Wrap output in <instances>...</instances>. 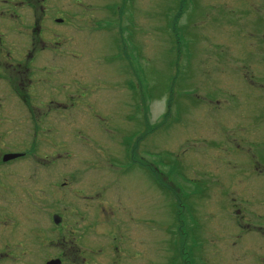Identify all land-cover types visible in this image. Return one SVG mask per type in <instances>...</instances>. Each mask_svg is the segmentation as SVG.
<instances>
[{"label":"rangeland","instance_id":"obj_1","mask_svg":"<svg viewBox=\"0 0 264 264\" xmlns=\"http://www.w3.org/2000/svg\"><path fill=\"white\" fill-rule=\"evenodd\" d=\"M125 1L66 0L60 80L66 92L75 82L76 90L102 99L67 106L61 135L34 143L42 157L60 147L63 177L47 181L43 170L54 171L41 163L32 166L40 172H29V191L19 177L22 189L12 198L17 221L9 230L25 238L29 202L32 264L57 257L60 235L79 237L83 245L96 236V211L112 223L128 217L120 228L142 239L141 264H264V160L256 167L252 158L264 146L250 141L254 134L264 137V121L253 111L255 92L235 78L233 6L224 0H129L125 9ZM179 43H187L188 54ZM86 99L75 100L80 105ZM215 124L236 125L232 154L225 149L228 139L218 149L215 135L207 145L176 146L191 126L211 134ZM46 128L33 127L29 135L43 136ZM191 166L212 175L194 184L185 237L174 178L182 183ZM43 205L55 208L50 213L63 209L59 227L47 225L51 215L40 218ZM13 253L0 263H25V255Z\"/></svg>","mask_w":264,"mask_h":264},{"label":"flooded vegetation","instance_id":"obj_2","mask_svg":"<svg viewBox=\"0 0 264 264\" xmlns=\"http://www.w3.org/2000/svg\"><path fill=\"white\" fill-rule=\"evenodd\" d=\"M224 1L233 6L235 12V78L237 77L246 90L255 92V99L251 100V103L255 102L256 108L252 110L259 112L257 117L264 121V0ZM65 2L66 0H0V261L3 256L6 259L14 255L13 252L20 251L25 255V263L19 264H32L29 263V251H32L33 244L29 236V202L26 208L25 238L18 239L9 230V225L17 221L14 206L16 201L12 198L22 186L17 188L16 180L20 177L19 181L23 182L22 179L25 178L29 191V172H40L41 170L32 168L39 163L50 164L53 168V173L43 170V175L48 176L47 181L49 177L50 181L54 182L63 177L59 173L60 166L63 165L60 147L57 152L53 148L54 152L52 151L50 156L42 157L34 143L37 145L40 141L39 146L50 141L53 143L59 131L61 135L59 129L65 122L67 106H70V109L76 106H93L102 99V95L96 92L85 94L81 89L76 90L75 82L69 86L73 89L66 92V82L64 79L60 80L65 68V38L62 27L66 20ZM128 3L129 0H126L125 9ZM179 45L189 53L187 43ZM65 97L69 103L65 101ZM78 97H87V103L79 105L75 100ZM33 127H47L46 133L43 136L29 135V130ZM261 128L264 132V126ZM235 129L236 125L233 128L225 124L216 125L215 128L211 127L212 133L209 134L203 127L198 130L197 127L191 126L186 130L187 135L181 136V141L176 146L207 145L205 142H210L215 135L219 144H222L218 149H223L228 139L225 149L228 150L227 153L232 154L234 147H238L233 139L235 136L230 133ZM252 139L253 144L259 142L264 146V137L254 134L250 141ZM252 154L255 166H261L257 161L263 163L264 151ZM207 175L200 171V166L194 169L191 166L182 183H177V177L174 178L178 188L175 196L181 199L178 201L186 218V230L181 231L185 237L189 235L188 225L192 219L193 209L189 203L193 196L194 184L196 183V188L200 187V176ZM63 181L61 185L66 186L67 183ZM97 194L98 192L89 193L93 197ZM51 208L55 209L43 205L40 218L51 215L47 220L44 219L47 225L50 228L59 227L64 222L63 216L60 215L63 209L50 213ZM117 218L112 223L108 216L96 211L93 219L97 222L98 234L86 239L84 245L80 244L82 242L79 237L66 240L65 236L60 235L57 237V257L47 260L44 264L52 260H60V264H141L139 251L142 239L140 241L132 236L127 231V226L120 228L123 224L127 225L128 217L119 218V221ZM112 227L114 231H120L117 238L112 236ZM68 242H72V245L68 246ZM73 255L74 263L69 258Z\"/></svg>","mask_w":264,"mask_h":264},{"label":"water","instance_id":"obj_3","mask_svg":"<svg viewBox=\"0 0 264 264\" xmlns=\"http://www.w3.org/2000/svg\"><path fill=\"white\" fill-rule=\"evenodd\" d=\"M47 264H60V260H52L48 262Z\"/></svg>","mask_w":264,"mask_h":264}]
</instances>
